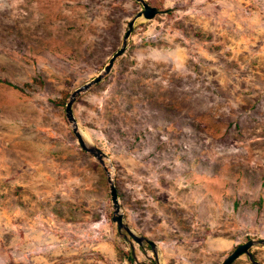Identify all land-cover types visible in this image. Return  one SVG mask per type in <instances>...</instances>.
I'll use <instances>...</instances> for the list:
<instances>
[{
	"label": "rangeland",
	"instance_id": "1",
	"mask_svg": "<svg viewBox=\"0 0 264 264\" xmlns=\"http://www.w3.org/2000/svg\"><path fill=\"white\" fill-rule=\"evenodd\" d=\"M145 1L73 113L157 255L65 111L142 3L0 0V264H221L264 239V0Z\"/></svg>",
	"mask_w": 264,
	"mask_h": 264
},
{
	"label": "water",
	"instance_id": "2",
	"mask_svg": "<svg viewBox=\"0 0 264 264\" xmlns=\"http://www.w3.org/2000/svg\"><path fill=\"white\" fill-rule=\"evenodd\" d=\"M137 1H140L142 3L143 8L141 9V11L136 13L134 15V17L129 21L128 26H127V30L125 31L124 36H123L122 45L120 46V48L117 51H115L113 53V55L110 57L108 63L105 65V67L103 68V70L99 74H97L90 81H88V82L84 83L83 85H81L80 87L76 88L70 94V97L66 103L65 111H66V117L68 118V120L70 121V123L72 125L73 131H74V133L78 139L80 147L84 151H87V152L93 154L100 161V163L104 166L105 170L107 171V173L109 175L108 181L110 184V194H111V200L113 202V207H114V215H113L112 219L114 222H116L119 232L122 233V231L125 230L127 232V234L134 241H136L139 245H143V244L147 243L148 245H150V247L153 249L154 253L157 255V250H156L157 244L154 241H152L151 239H149L143 235H139L129 225H127L124 222V215H123V212L121 211V205L119 203L117 188H116L115 183L111 177L110 171L108 170L107 166L105 165L104 157H106L107 154L98 146L89 145L86 143L81 132L79 131L77 119L73 113V103H74L75 99L77 98V96H79L82 92L88 90L94 84L99 83L103 79V77L110 72V70L114 64V61L120 55H122L125 52L128 39L131 36V33L133 31L136 20L141 18V17H143L145 19H152L160 12V9L158 7L150 5L145 0H137ZM258 244L264 245V239L263 238L257 239V240L250 239L247 242L238 245L223 260V262L221 264H232L236 259H238L240 256H242L244 254L249 257V259L251 260L252 263L262 264L253 258L252 252L250 251V249L253 246L258 245ZM157 264H160L158 260H157Z\"/></svg>",
	"mask_w": 264,
	"mask_h": 264
}]
</instances>
